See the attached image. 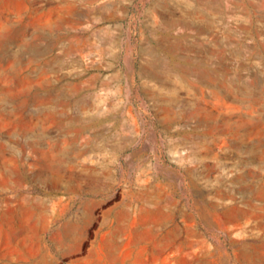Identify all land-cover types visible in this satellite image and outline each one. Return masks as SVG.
I'll return each instance as SVG.
<instances>
[{
	"label": "rangeland",
	"instance_id": "rangeland-1",
	"mask_svg": "<svg viewBox=\"0 0 264 264\" xmlns=\"http://www.w3.org/2000/svg\"><path fill=\"white\" fill-rule=\"evenodd\" d=\"M216 7L0 0V264H264V0Z\"/></svg>",
	"mask_w": 264,
	"mask_h": 264
},
{
	"label": "bare ground",
	"instance_id": "bare-ground-1",
	"mask_svg": "<svg viewBox=\"0 0 264 264\" xmlns=\"http://www.w3.org/2000/svg\"><path fill=\"white\" fill-rule=\"evenodd\" d=\"M218 3H219V0H204V4H206L208 7H213L216 11H219V9L217 10V7H216ZM194 23L195 22H192L191 24H194ZM175 44H172V45L175 47ZM147 51L150 56L149 58H147L145 63L142 65V68H141L142 72L151 77L159 79L164 84H171V79L169 78V76H167L168 71L170 69V64L165 60V57L163 58L160 54H158L152 48H148ZM197 62L200 63L201 61H197ZM192 72L193 74H195V77L201 78V73L199 72L198 69L193 70ZM190 79L188 78L187 81L191 82ZM152 94H156V92H153ZM168 100L171 102L174 99L172 97H169ZM22 144L24 145V142ZM5 174L7 176L6 177L7 182L10 181L14 175L13 170L11 169H6Z\"/></svg>",
	"mask_w": 264,
	"mask_h": 264
},
{
	"label": "crops",
	"instance_id": "crops-1",
	"mask_svg": "<svg viewBox=\"0 0 264 264\" xmlns=\"http://www.w3.org/2000/svg\"><path fill=\"white\" fill-rule=\"evenodd\" d=\"M174 24H176V23H182V24H187V21H185L183 18H180V19H178L177 21H175V22H173ZM211 52V51H210Z\"/></svg>",
	"mask_w": 264,
	"mask_h": 264
}]
</instances>
